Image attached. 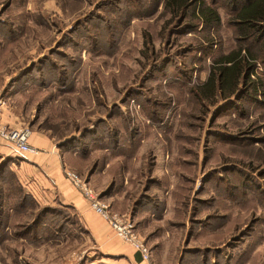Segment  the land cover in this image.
<instances>
[{"label": "rangeland", "instance_id": "obj_1", "mask_svg": "<svg viewBox=\"0 0 264 264\" xmlns=\"http://www.w3.org/2000/svg\"><path fill=\"white\" fill-rule=\"evenodd\" d=\"M189 3L0 0L4 124L72 153L68 169L131 219L148 264H264V56L233 95L207 92L239 48L234 0ZM200 6L220 23L200 25ZM101 248L0 157V264H105Z\"/></svg>", "mask_w": 264, "mask_h": 264}, {"label": "crops", "instance_id": "obj_2", "mask_svg": "<svg viewBox=\"0 0 264 264\" xmlns=\"http://www.w3.org/2000/svg\"><path fill=\"white\" fill-rule=\"evenodd\" d=\"M2 118L9 125L7 112H3ZM28 142L30 146L39 149L40 154H21L0 141V157L11 159L16 176L27 193L39 205L56 204L71 210L86 234L95 244L101 245L102 255L108 258L105 264H148L129 246L117 242L109 225L90 211L86 200L67 181L63 169L68 168L67 164L77 167L71 157L72 153L61 154V149H55L48 137L38 133L31 135Z\"/></svg>", "mask_w": 264, "mask_h": 264}, {"label": "trees", "instance_id": "obj_3", "mask_svg": "<svg viewBox=\"0 0 264 264\" xmlns=\"http://www.w3.org/2000/svg\"><path fill=\"white\" fill-rule=\"evenodd\" d=\"M165 4L166 8L170 7L173 11L179 8L184 12L190 3L189 0H165ZM233 11V20L241 37L239 48L221 57L217 70L210 72L205 87L207 92L214 94L217 90L224 97L236 92L244 70L251 66L250 63L259 59V56H264V42L258 50L252 52V46L264 37V0H234ZM195 16L198 23L205 28L220 23L218 14L210 7L200 6L195 11ZM248 42L250 47H247ZM242 50L247 54L242 56Z\"/></svg>", "mask_w": 264, "mask_h": 264}, {"label": "built area", "instance_id": "obj_4", "mask_svg": "<svg viewBox=\"0 0 264 264\" xmlns=\"http://www.w3.org/2000/svg\"><path fill=\"white\" fill-rule=\"evenodd\" d=\"M4 106L5 102L0 98V141L12 146L21 154L37 155L40 151L30 146L28 142L31 136L28 127L10 128L4 124L2 120ZM63 173L70 185L86 200L89 209L109 225L114 235L138 253L143 262L149 261V249L137 235L131 219L110 211L108 205L102 202L85 180L74 171L64 168Z\"/></svg>", "mask_w": 264, "mask_h": 264}]
</instances>
